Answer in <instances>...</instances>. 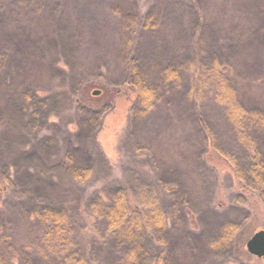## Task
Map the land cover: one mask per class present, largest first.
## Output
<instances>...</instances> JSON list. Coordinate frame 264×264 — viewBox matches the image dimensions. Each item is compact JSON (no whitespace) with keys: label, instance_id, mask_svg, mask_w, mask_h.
Wrapping results in <instances>:
<instances>
[{"label":"rangeland","instance_id":"rangeland-1","mask_svg":"<svg viewBox=\"0 0 264 264\" xmlns=\"http://www.w3.org/2000/svg\"><path fill=\"white\" fill-rule=\"evenodd\" d=\"M129 1L125 0V4ZM112 2L0 0V36L1 24L5 27L11 25V16H7L12 10L22 12L25 19L38 17L37 21L41 23L50 8L56 18L65 14L64 19L69 20L68 24L63 23V27L69 30V41L79 37L82 28L85 40L76 49L72 48L74 66L65 64L66 74L50 69V77L39 87L51 97L48 107L39 116L41 119L36 122L37 129L31 133L25 128L32 118L30 112L18 117L14 107V76L9 69H4L0 75V237L7 238V245L12 246L7 256L9 262L24 264L27 260V264H56L51 259L37 256L35 251L31 252L33 241L25 235V216L30 217L35 206L51 201L72 214L77 227L84 233L79 237L84 251L94 255L97 264H113V249L103 242L100 222L95 221L87 210L88 199L96 193L108 197L119 186L133 190L139 181L157 189L169 216L175 215L172 203L179 198L178 191L182 187L187 190L188 194L181 201L182 213L172 217V221L178 230L188 232L189 237L194 229H203L205 235L211 236L226 222L241 223V231L228 254L205 256L203 263L199 264H264V259H256L246 247L256 232L264 231V204L256 194L248 199L242 198L244 203L239 201L242 184L230 164L204 146L201 142L204 132L193 121V117L200 114L199 118L211 123L217 141L228 148L232 142L229 141L231 135L223 111L206 103L203 113H195L186 87L176 98L167 100L153 116L139 123L130 122L129 112L136 95L125 86H112L121 77L118 54L122 50L117 18L110 7ZM131 2L137 11L154 8L160 17V28L144 31L136 39V55L145 63L160 58L164 65L174 56H191L195 42L191 33L200 20L204 21V14L209 19L205 22L207 29L202 43L206 52L204 56L211 60L220 45L225 47L229 60L238 59L237 48L242 37L264 23V0ZM194 3H199L197 10L192 8ZM18 4H22V8H18ZM35 4L43 7V11L35 9ZM38 12L42 13L38 16ZM224 15L227 22L239 23L242 27L239 36L229 34V42L227 38L220 39L216 32ZM232 37L239 41H232ZM100 42L104 46L100 47ZM38 46L49 62L41 68V75L45 74L48 65L64 66L60 59H49L44 42ZM0 50L3 49L0 47ZM74 76L83 79L84 99L77 94L81 86L73 84ZM31 80L32 75H28L27 83L30 84ZM82 104L89 109L101 107L100 110H104L105 115L98 126L80 123L78 109ZM72 150L87 159L93 168L86 181H76L59 168L61 163L65 165L66 155ZM157 157L163 162H157ZM168 167L176 170L172 179L165 173Z\"/></svg>","mask_w":264,"mask_h":264},{"label":"trees","instance_id":"trees-1","mask_svg":"<svg viewBox=\"0 0 264 264\" xmlns=\"http://www.w3.org/2000/svg\"><path fill=\"white\" fill-rule=\"evenodd\" d=\"M131 1L125 4V0H113L110 6L117 18L122 39V50L118 54L121 77L112 86H125L135 93V103L129 112L130 122L139 123L153 116L167 100L176 98L187 87L188 100L195 113H203L206 103H212L223 111L231 135L229 141L232 142L228 148L217 141L211 123L199 118L200 114L193 117V121L204 132L201 140L204 146L228 162L242 184L239 201L244 203L242 198L248 199L256 194L264 204V23L242 37L237 48L238 59L229 60L225 47L220 45L211 60L204 56L206 52L202 43L207 29L205 22L209 19L204 14V21L200 20L191 33L195 39L191 56L182 58L177 55L164 65L160 58L145 63L136 55V39L144 31L152 32L160 28V17L154 8L137 11ZM194 4L192 8L197 10L199 3ZM18 8H22V4H18ZM39 8L43 11V7L35 4V9ZM11 12L7 16H11V25L5 27L1 24L0 47L3 50H0V75L4 69H9L14 76V107L18 117L30 112L32 118L25 128L27 133H31L37 129L36 122L41 119L39 116L50 101V95L39 87L50 77L51 71L66 74V65L74 66L72 48L76 49L85 41L84 30L82 28L81 35L69 41V30L63 27V23H69L67 18L64 19L65 14L56 18L49 8L45 13L47 17L40 23L38 17L25 19L20 11ZM39 12L36 13L38 16L42 13ZM225 15L221 16V25H217L216 32L220 39L227 38L229 42L232 35H240L242 27L239 23L227 22ZM228 24L229 27L224 29ZM233 39L236 43L239 41ZM43 42L49 59H60L64 66L48 65L45 74L41 75V68L49 63L38 46ZM99 46H104L103 42ZM28 75H32L30 84L27 83ZM82 80L80 76H74L73 84L81 86L76 92L84 99L86 94ZM100 109H89L82 104L78 109L80 123L84 125L86 122L89 127L98 126L105 115ZM75 152L68 153L65 165L61 163L59 168L70 178L83 182L91 177L93 168L87 159ZM156 160L163 162L160 157ZM174 171L169 167L165 169L170 179L174 177ZM133 188L119 186L108 197L96 193L88 199L87 210L95 221L100 222L103 242L113 249V264H188L195 261L199 264L203 263L205 256H225L232 250L242 228L240 222H226L211 236L205 235L203 229H194L189 237L188 232L178 230L172 221V217L182 213L181 201L188 194L184 187L178 191L179 198L173 200L172 206L176 209L173 216L168 215L156 188L139 181ZM24 222H27L25 235L33 241L31 252L35 251L37 256L51 259L56 264H97L96 257L84 251L79 239L84 233L64 207H56L51 201L35 206L31 216H25ZM196 235H199L198 238ZM6 239L0 237V264H11L7 256L12 246L7 245ZM27 262L25 260L24 264Z\"/></svg>","mask_w":264,"mask_h":264},{"label":"water","instance_id":"water-1","mask_svg":"<svg viewBox=\"0 0 264 264\" xmlns=\"http://www.w3.org/2000/svg\"><path fill=\"white\" fill-rule=\"evenodd\" d=\"M250 255L256 258H264V231H258L246 243Z\"/></svg>","mask_w":264,"mask_h":264}]
</instances>
